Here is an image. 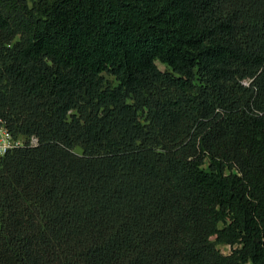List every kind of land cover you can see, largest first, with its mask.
<instances>
[{
    "label": "trees",
    "instance_id": "trees-1",
    "mask_svg": "<svg viewBox=\"0 0 264 264\" xmlns=\"http://www.w3.org/2000/svg\"><path fill=\"white\" fill-rule=\"evenodd\" d=\"M0 120V264H264V0H0Z\"/></svg>",
    "mask_w": 264,
    "mask_h": 264
},
{
    "label": "built area",
    "instance_id": "built-area-1",
    "mask_svg": "<svg viewBox=\"0 0 264 264\" xmlns=\"http://www.w3.org/2000/svg\"><path fill=\"white\" fill-rule=\"evenodd\" d=\"M38 139L33 137L29 140L15 138L12 132L7 128L6 123L0 120V160L8 152L25 147V146H37Z\"/></svg>",
    "mask_w": 264,
    "mask_h": 264
},
{
    "label": "rangeland",
    "instance_id": "rangeland-1",
    "mask_svg": "<svg viewBox=\"0 0 264 264\" xmlns=\"http://www.w3.org/2000/svg\"><path fill=\"white\" fill-rule=\"evenodd\" d=\"M158 65H159V68H160L161 70H165V69H166V67L163 66L162 64H158ZM76 152L79 153V154L81 153L80 150H76ZM220 249H221V252H222L223 254H228V252L230 251V249H229V248H226V247H221Z\"/></svg>",
    "mask_w": 264,
    "mask_h": 264
}]
</instances>
